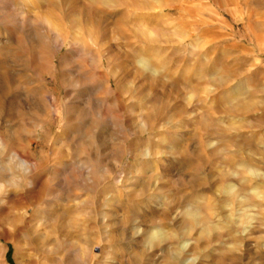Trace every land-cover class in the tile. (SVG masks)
<instances>
[{
    "label": "rangeland",
    "instance_id": "rangeland-1",
    "mask_svg": "<svg viewBox=\"0 0 264 264\" xmlns=\"http://www.w3.org/2000/svg\"><path fill=\"white\" fill-rule=\"evenodd\" d=\"M122 58L135 60L126 79ZM138 75L155 85L150 95L137 91L145 83ZM139 127L145 135L129 139ZM0 129L48 157L46 199L60 203L74 188L95 199L96 225L107 229L115 264H164L167 243L144 261L133 256L151 228L164 235L170 217L162 215L163 195L131 200L118 194L117 183L147 190L158 166L167 180L159 187L170 188L173 179L188 178L182 152L197 155L214 133L223 137L216 151L231 146L246 160L264 155V0H0ZM134 152L153 156L142 163ZM81 164L93 168L91 179ZM231 171L227 187L243 200L238 170ZM251 195L264 200L262 192ZM53 206L41 202L42 228L30 242L43 239ZM87 206L79 201L72 225ZM244 211L253 218L252 208ZM253 222L239 264H264V249L257 253L264 229ZM24 245L19 232L0 231V264H35ZM65 264L78 262L66 256Z\"/></svg>",
    "mask_w": 264,
    "mask_h": 264
},
{
    "label": "clouds",
    "instance_id": "clouds-1",
    "mask_svg": "<svg viewBox=\"0 0 264 264\" xmlns=\"http://www.w3.org/2000/svg\"><path fill=\"white\" fill-rule=\"evenodd\" d=\"M51 5V0H47ZM39 3V0H38ZM135 71L134 59H121L119 72L122 79L131 76ZM145 81L137 91L141 94H151L155 86L148 83L149 77L137 76ZM132 115L136 116V112ZM136 123L138 120L136 119ZM139 132L145 134L139 127L132 132L129 139ZM187 143H191L188 139ZM223 143V137L213 134L210 143L203 145L197 155L182 152L188 158V164L178 179H173L170 188H160L162 180L167 183L160 173L159 167L151 173L154 184L147 190L141 187L138 191L133 188H120V195L128 193L131 200H138L146 195L159 191L163 195L160 204L162 215L170 217L167 226L163 228V237L158 233L161 229L151 228L146 236V243L133 253L137 261H144L146 253L156 251L158 247L168 244L167 256L164 264H213L212 255L217 257L215 264H239L244 254V237L254 221H259V227L264 229V200H255L251 193L259 191L264 193V155L255 159H244L243 154L238 155V149L224 146L216 151L217 145ZM213 149L211 155L208 149ZM8 153L4 168L0 169V231H9L13 234L19 232L25 240V249L29 259L35 264H65L66 256L78 264H115L113 246L107 229L102 233L96 225V202L94 198L84 195L78 188L73 193L56 203L46 199L49 176L45 168L48 157L41 151L39 155L30 152V148L14 132H4L0 129V157ZM163 153L156 149L155 157ZM134 156L142 163H147L149 154L144 156L141 152H134ZM252 155V154H250ZM23 157V158H22ZM16 162L13 168L12 162ZM195 161V163H193ZM102 163L106 161L101 160ZM91 179L93 168L81 164ZM246 167L258 170L256 177H249L242 169ZM232 169L238 170L236 179L239 181V192L245 193V199L233 194L227 187L230 183ZM104 173L108 174L107 168ZM88 202L87 214L78 225H72L70 216L79 214L77 207L79 201ZM41 202L54 205L49 214L54 217L52 224H58L63 235H56L52 227L45 228L44 237L39 245L30 242L29 234L35 236L41 230L39 213ZM245 206L253 209V218L250 219ZM24 209L26 215H20ZM107 218H105L106 220ZM164 224L163 219L157 221ZM138 232L143 235L141 228ZM50 237H55L56 243H46ZM264 241V234L260 237ZM264 249L260 244L257 253ZM160 253H157L159 255ZM121 264L123 262L121 261ZM150 264V261H149ZM256 264H261L259 260Z\"/></svg>",
    "mask_w": 264,
    "mask_h": 264
}]
</instances>
